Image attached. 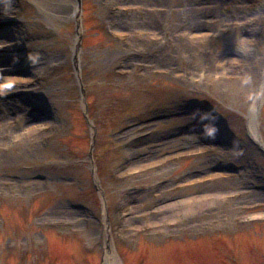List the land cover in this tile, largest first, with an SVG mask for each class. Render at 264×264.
Segmentation results:
<instances>
[{
	"label": "rangeland",
	"instance_id": "rangeland-1",
	"mask_svg": "<svg viewBox=\"0 0 264 264\" xmlns=\"http://www.w3.org/2000/svg\"><path fill=\"white\" fill-rule=\"evenodd\" d=\"M0 264H264V0H0Z\"/></svg>",
	"mask_w": 264,
	"mask_h": 264
},
{
	"label": "water",
	"instance_id": "water-1",
	"mask_svg": "<svg viewBox=\"0 0 264 264\" xmlns=\"http://www.w3.org/2000/svg\"><path fill=\"white\" fill-rule=\"evenodd\" d=\"M261 91H262V86H259V89H258V91H257V92H258V93H257L258 95H257L256 97H259Z\"/></svg>",
	"mask_w": 264,
	"mask_h": 264
}]
</instances>
